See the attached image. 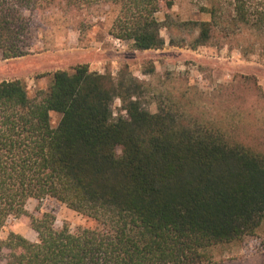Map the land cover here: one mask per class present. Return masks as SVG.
Masks as SVG:
<instances>
[{
    "label": "trees",
    "instance_id": "16d2710c",
    "mask_svg": "<svg viewBox=\"0 0 264 264\" xmlns=\"http://www.w3.org/2000/svg\"><path fill=\"white\" fill-rule=\"evenodd\" d=\"M105 2L116 8L109 34L134 51L195 50L228 42L236 29L264 34V8L248 0H233L222 22L213 10L209 21L175 22L173 0ZM40 6L0 0L1 59L30 54L24 11ZM162 28L173 33L168 42ZM144 85L127 70L114 78L87 64L55 71L33 98L21 80L0 81V233L9 218L28 216L37 234L36 242L15 233L0 240V264H209L213 247L256 234L264 220V136L204 117L190 122L172 107L150 113L140 101ZM115 99L125 116L113 120ZM179 102L174 107L185 106ZM51 113L60 115L56 127ZM46 198L98 227L72 232L55 229L48 212L29 216L27 201Z\"/></svg>",
    "mask_w": 264,
    "mask_h": 264
},
{
    "label": "rangeland",
    "instance_id": "374dc122",
    "mask_svg": "<svg viewBox=\"0 0 264 264\" xmlns=\"http://www.w3.org/2000/svg\"><path fill=\"white\" fill-rule=\"evenodd\" d=\"M37 1L39 8L24 11L30 54L9 60L0 55V81L21 80L33 98L48 90L57 70L71 73L76 65L87 64L91 71L108 72L114 78L127 70L144 82L140 101L150 113L172 107L183 111L190 122L204 117L208 123L239 125L238 134L243 136H264V34L257 29H236L237 35L228 42L216 41L195 50L165 46L159 51L139 52L109 34L116 8L105 0ZM248 1L252 7L264 8V0ZM211 10L216 21L229 20L233 0H173L169 13L175 22L209 21ZM158 18L162 20V13ZM160 33L167 42L173 35L165 28ZM150 68L153 72L144 74ZM179 99L185 104L183 109ZM111 110L113 120L125 116L119 99L113 101ZM59 119L60 115L51 113V126L56 127ZM120 153L117 148L116 154ZM25 210L29 216L50 213L55 229L67 227L74 232L98 227L96 221L51 198L30 199ZM9 233L37 241L28 216L9 218L0 240ZM211 256L209 264H264V220L254 236L217 245Z\"/></svg>",
    "mask_w": 264,
    "mask_h": 264
},
{
    "label": "crops",
    "instance_id": "0c3cea01",
    "mask_svg": "<svg viewBox=\"0 0 264 264\" xmlns=\"http://www.w3.org/2000/svg\"><path fill=\"white\" fill-rule=\"evenodd\" d=\"M152 51V50H151ZM157 51H159V50H157Z\"/></svg>",
    "mask_w": 264,
    "mask_h": 264
}]
</instances>
